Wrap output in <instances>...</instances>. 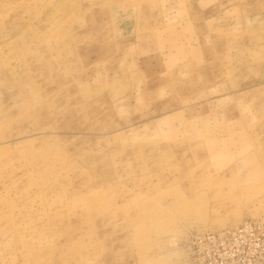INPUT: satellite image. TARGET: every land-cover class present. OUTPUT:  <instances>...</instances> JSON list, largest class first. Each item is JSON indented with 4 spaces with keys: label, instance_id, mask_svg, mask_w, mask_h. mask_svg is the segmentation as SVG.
I'll return each instance as SVG.
<instances>
[{
    "label": "rangeland",
    "instance_id": "rangeland-1",
    "mask_svg": "<svg viewBox=\"0 0 264 264\" xmlns=\"http://www.w3.org/2000/svg\"><path fill=\"white\" fill-rule=\"evenodd\" d=\"M260 217L264 0H0V264H204Z\"/></svg>",
    "mask_w": 264,
    "mask_h": 264
},
{
    "label": "built area",
    "instance_id": "built-area-1",
    "mask_svg": "<svg viewBox=\"0 0 264 264\" xmlns=\"http://www.w3.org/2000/svg\"><path fill=\"white\" fill-rule=\"evenodd\" d=\"M204 264H264V219H249L197 241Z\"/></svg>",
    "mask_w": 264,
    "mask_h": 264
},
{
    "label": "bare ground",
    "instance_id": "bare-ground-1",
    "mask_svg": "<svg viewBox=\"0 0 264 264\" xmlns=\"http://www.w3.org/2000/svg\"><path fill=\"white\" fill-rule=\"evenodd\" d=\"M259 218V217H258ZM261 219H264V217H260ZM235 226V225H234Z\"/></svg>",
    "mask_w": 264,
    "mask_h": 264
}]
</instances>
